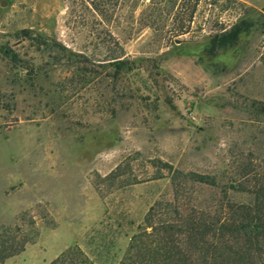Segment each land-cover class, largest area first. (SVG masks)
<instances>
[{
	"label": "rangeland",
	"instance_id": "1",
	"mask_svg": "<svg viewBox=\"0 0 264 264\" xmlns=\"http://www.w3.org/2000/svg\"><path fill=\"white\" fill-rule=\"evenodd\" d=\"M1 1L0 48L20 62L0 53V226L27 243L0 264H49L74 246L117 264L149 208L174 201V172L215 181L184 183V213L252 203L264 181V33L206 49L264 15V0ZM138 58L112 80L109 63Z\"/></svg>",
	"mask_w": 264,
	"mask_h": 264
},
{
	"label": "trees",
	"instance_id": "2",
	"mask_svg": "<svg viewBox=\"0 0 264 264\" xmlns=\"http://www.w3.org/2000/svg\"><path fill=\"white\" fill-rule=\"evenodd\" d=\"M260 30L264 33V15L242 18L229 30L212 36L206 52L211 57L217 56L219 52L237 47L242 38ZM24 33L25 37L30 38L29 32ZM42 44L48 46L45 42ZM52 47L57 49L55 42ZM59 51L67 52L63 47ZM0 53L15 65L20 62L18 54L8 47H1ZM67 53L70 60L78 62V55ZM146 61L144 58L132 61L115 59L109 63L113 70L112 80L117 81L124 72L142 68ZM163 100L171 110H176L171 98L165 96ZM249 173L246 172L242 177H247ZM118 175V172H113L109 177L114 179ZM172 181L177 190L174 201H156L149 208L143 222L136 226L130 236L127 248L117 264H264L262 178L253 181L250 191L253 194L252 203L234 204L226 201L219 211L212 214L192 210L184 213L178 199L184 183L214 185V178L174 172ZM232 188L236 190L237 186ZM19 232L17 228L0 226V263L24 250L27 239ZM49 264L95 263L79 247L74 246Z\"/></svg>",
	"mask_w": 264,
	"mask_h": 264
},
{
	"label": "water",
	"instance_id": "3",
	"mask_svg": "<svg viewBox=\"0 0 264 264\" xmlns=\"http://www.w3.org/2000/svg\"><path fill=\"white\" fill-rule=\"evenodd\" d=\"M1 6L2 7H5L6 6V3L3 0L1 1Z\"/></svg>",
	"mask_w": 264,
	"mask_h": 264
}]
</instances>
